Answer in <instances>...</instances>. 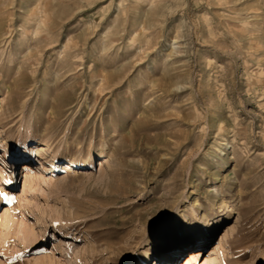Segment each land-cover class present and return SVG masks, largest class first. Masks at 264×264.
<instances>
[{"label": "rangeland", "instance_id": "rangeland-1", "mask_svg": "<svg viewBox=\"0 0 264 264\" xmlns=\"http://www.w3.org/2000/svg\"><path fill=\"white\" fill-rule=\"evenodd\" d=\"M0 138V264H264V0H0Z\"/></svg>", "mask_w": 264, "mask_h": 264}, {"label": "bare ground", "instance_id": "bare-ground-1", "mask_svg": "<svg viewBox=\"0 0 264 264\" xmlns=\"http://www.w3.org/2000/svg\"><path fill=\"white\" fill-rule=\"evenodd\" d=\"M8 148H9V144L3 139V138H0V149H2L4 152H6L7 150H8ZM42 150H43V148H42ZM102 162H100L101 164L99 165L100 167H101V169L105 166V165H108V164H110L109 162L110 161H108L106 158H103L102 160H101ZM92 163V162H91ZM82 164H84V163H82ZM82 166V165H81ZM85 166H87L86 164H85ZM83 167V166H82ZM100 170V169H99ZM7 172H6V170L5 169H2V173H1V175H0V178L2 179V180H6L7 179ZM30 183H32V182H30ZM55 213L57 214V216H58V220L60 221V222H63L64 223V221H62V218L60 217V212L58 211V210H56L55 209ZM213 234V231L211 230V231H209L208 232V234H207V238H210L211 237V235ZM203 240V239H202ZM202 248L200 247V246H198V247H193V248H191V249H189V250H187V251H185V252H183L182 253V255L178 258V260L177 261H174V262H172V263H170V264H183L184 262H188V261H190V260H195V258L197 257V255H199L201 252H202ZM214 261V260H213ZM214 263V262H213ZM142 264H144V262L142 261ZM209 264V263H208Z\"/></svg>", "mask_w": 264, "mask_h": 264}, {"label": "snow or ice", "instance_id": "snow-or-ice-1", "mask_svg": "<svg viewBox=\"0 0 264 264\" xmlns=\"http://www.w3.org/2000/svg\"><path fill=\"white\" fill-rule=\"evenodd\" d=\"M5 183H10V181H5Z\"/></svg>", "mask_w": 264, "mask_h": 264}]
</instances>
